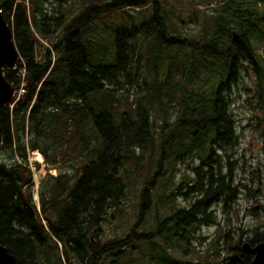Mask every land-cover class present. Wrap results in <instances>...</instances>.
Listing matches in <instances>:
<instances>
[{"label": "trees", "instance_id": "trees-1", "mask_svg": "<svg viewBox=\"0 0 264 264\" xmlns=\"http://www.w3.org/2000/svg\"><path fill=\"white\" fill-rule=\"evenodd\" d=\"M262 1L28 0L26 6L25 0H0L19 53L16 69L3 68V76L15 90L21 84L25 90L11 108L0 106V246L17 264H50L60 253L33 207L27 150L39 151L58 170L42 179L38 193L43 211L55 202L48 218L57 220L58 228L50 229L66 254L75 253L68 264H75L71 259L194 264L186 255L188 237L205 221L199 215L215 225L208 205L234 202L238 195L231 162L225 175L219 165L214 171L206 166L212 167L215 150L238 145L229 97L241 60L255 78L254 94L248 89L247 97L258 104L264 121ZM210 3L213 7L206 8ZM135 14L142 22L136 23ZM104 18L113 26L101 43L87 33ZM255 38L263 56L252 54ZM108 41L114 49L107 56ZM36 46L44 49L39 59ZM39 139L47 146L40 147ZM199 159L202 172L196 169ZM182 166L188 176L176 182ZM262 169L250 182L264 195V139ZM200 172L197 184L193 175ZM183 188L191 194L197 189L185 212L173 208L176 191ZM245 189L254 195L250 186ZM100 204L105 207L101 262L97 246L87 245L84 252L73 239L81 235L78 209L85 210L92 229ZM168 214L173 215L169 225ZM236 233L219 232L208 241L219 253L213 258L224 256L222 250L233 248L234 241L240 247L264 243V222L245 241ZM203 240L195 264H210L202 262L212 257ZM228 257L225 264L252 260L239 248Z\"/></svg>", "mask_w": 264, "mask_h": 264}, {"label": "rangeland", "instance_id": "rangeland-1", "mask_svg": "<svg viewBox=\"0 0 264 264\" xmlns=\"http://www.w3.org/2000/svg\"><path fill=\"white\" fill-rule=\"evenodd\" d=\"M27 1L28 0H25L26 6L28 4ZM72 1L73 0H69V3ZM195 1L204 2V0H195ZM207 1L211 2V0H206V2ZM263 2L264 1H262L261 6L259 7V9H262V12H264ZM198 7L203 8V6H198ZM212 7L213 4L210 3L206 8L210 9ZM251 8L254 10L256 6H253ZM139 17L141 20L142 13H140ZM135 20L136 23L142 22L139 21L137 14H135ZM112 26H113L112 22L108 19L106 20L104 18V20L103 21L101 20L100 22L95 20L93 26L88 31L87 35L90 38L97 39L101 43H105L106 39H104V33L106 30H110ZM109 41L106 44V48H105L107 56L110 54L112 49H114L113 47L114 42L110 43ZM41 43L43 44L42 46L45 45L44 41H41ZM242 47L246 48V44H244ZM253 47L255 48V51L254 50L252 51V54L254 56H257V54L263 56L262 55L263 50L261 49L262 45H259L258 40L256 38L255 41H253ZM35 49H36L35 54L39 59L38 53L42 52L44 49L39 46H36ZM238 60L239 59H237V61ZM246 66H247L246 63L243 60H241L238 67L239 73H238L237 82L236 85L232 86L231 88L232 92L230 91V97H229L230 99L229 108L231 115H233V120L236 124L235 134L238 138L237 140L238 145L236 147V150H228L226 152H222L220 150L214 151L215 152L214 154L220 156L222 175H225L227 173V163L231 162L233 164V169H232V175L234 180L233 184L234 187L237 188L238 195L234 200V202H225V199H219L217 202L216 201L213 203L211 202L208 205V209H207L208 213L212 214L211 219L215 220V225L208 224L206 222V220L209 221L208 215L206 214L199 215L202 219L204 218L205 221L199 224L197 231L193 233L192 236L193 239L192 238L190 239L189 247H188L189 249L186 255V261L194 264L200 261L201 259L202 238L204 239L203 246L204 245L207 246L208 241L216 238L219 232L224 233L227 231H231L233 235L234 232H237L238 234H242L241 240L245 241L250 236L249 231L254 227L260 226L264 222V196L262 195V193L257 194L256 191H258V187H253V185L250 182L252 175L253 176L256 175L257 172L261 173L263 170L262 163H263L264 138L262 133L264 130V121L262 120L263 118H261L262 111L258 109L259 107L258 104L256 105L254 99L250 102L247 97L246 91L248 89L249 90L251 89L254 94L255 78L251 73L250 68L248 69V74L245 72ZM253 105L255 106V109L251 108ZM38 143L40 147L47 146V142L41 139L38 140ZM27 151L29 152L28 160L31 163L30 165L28 162V167L29 169L30 167L33 169V171H31V169L29 170L33 182L32 185L33 188L30 190L32 202L34 203L33 207L36 213H39L40 219L45 223L46 222L45 217H47L48 214L43 213V208L39 204V196L36 194L35 183H37L39 187L40 182L42 181L43 178H45V176L50 175V173L53 172H55L54 176H56L58 170H55L54 169L55 167L54 168L49 167L45 163L44 157L39 151H31V150H27ZM226 155H231L232 157L230 156V158H227ZM234 162L236 164H234ZM57 165L59 166V163ZM208 168L211 171L217 170L215 167L209 166ZM258 175L259 174H257L256 176ZM183 176L185 177L188 176L186 173V166H182V168H180V173L177 176L176 182L178 180H181ZM245 186H250V188L254 189L255 193L252 192V194H254L253 196H249V192L245 189ZM176 193L177 196L174 197L173 208L174 209L176 208V211L180 210L179 207L186 203L185 206L187 205V208L185 210L187 211L190 205L189 203H187V199L191 198L192 194L188 192L187 188L178 190L176 191ZM65 213H63V217L65 216ZM133 219L134 217H132L131 224L135 223ZM152 221H153V217H149L148 224H150V226H153ZM140 225L141 223L139 224V226ZM40 227L44 232L47 229L50 233H52L55 239L49 237L50 239L49 242L51 243V247L56 245L60 250V253L57 256L51 258L50 264H68L67 261H69L70 257L62 249V245L56 242L58 237L54 235L48 224L42 223ZM165 232L167 233V237H169L168 235L170 234V232L167 230H165ZM179 234L184 236L185 232H179ZM59 235L63 237L62 234ZM237 236L238 235H235L234 237L235 240H238V238H236ZM73 239L77 241V238L75 236H73ZM234 242H233V248L229 247L231 251L229 248L226 251L222 250L224 251L223 253L224 256L218 258H213L214 255H218L219 253L215 252V245L211 242L208 245L209 252L207 249V253L211 254L208 256H212V257H206L202 262L204 263L205 261H208L210 264H214V263L225 264L227 260L229 262L230 258L228 256L232 257L234 254V249L236 248L238 249L240 247L239 246L240 243L238 244L237 242L235 243ZM72 255L75 256V253H73ZM71 260H72L71 263L78 264L76 260L75 261H73V259ZM87 262H83L82 264H87Z\"/></svg>", "mask_w": 264, "mask_h": 264}, {"label": "flooded vegetation", "instance_id": "flooded-vegetation-1", "mask_svg": "<svg viewBox=\"0 0 264 264\" xmlns=\"http://www.w3.org/2000/svg\"><path fill=\"white\" fill-rule=\"evenodd\" d=\"M214 153L211 156L212 167L217 168L218 165L221 166V161H220V156H217ZM230 156L231 155H229V156L226 155L227 158H230ZM234 164H236V163L234 162ZM201 167H202V162L199 159V162L197 164L196 169L202 172ZM208 167L206 166V168H208ZM201 172L200 173H194V175H193L195 183H197V184H199V182H200V177L202 176ZM261 179H263V177ZM196 192H197V189L195 188L194 192L192 194L193 199H195L197 197ZM37 195L39 196V204L41 205V199H40V195L38 193V190H37ZM189 201L191 202V198L187 199V203L190 204ZM185 204L179 207L181 211H184V212L186 211L185 209L187 208V205L185 206ZM33 205H34V203H33ZM54 206H55V202L50 201L49 209L46 212L44 210L43 213H47V214L49 213L50 214L49 211H51ZM98 210H99V216L100 215L101 216L97 220L96 227H93L92 229H90V225H89L90 218L86 215L85 210L78 209V211L76 213V221L79 222L81 224V226L77 231L78 232L81 231V235L79 237H77V243L79 244L78 246H80L84 252H85V249L87 248V245L88 246H97L98 247V254H99L98 260L101 262L104 258V241H105V239H104L102 224H103L105 207H102V205L100 204ZM172 219H173V215H169V214L166 215V221L165 222L167 223V225L171 224V222L173 221ZM198 219H199V217L195 214V216H194L195 223H196V220H198ZM45 220H46V222L44 223L40 219V216H39V221L41 224L42 223L48 224V226L51 229L57 230V228H58L57 220L52 219L50 217L48 218V216L45 217ZM197 229H198V227H197ZM195 231H197V230L195 229ZM191 238L192 237H190V236L188 237V244H189ZM39 240H40V238H38V242H39ZM166 241H168V239H166ZM33 243H34V241H33ZM239 250L241 251V247H239ZM15 263H16V259H15Z\"/></svg>", "mask_w": 264, "mask_h": 264}, {"label": "water", "instance_id": "water-1", "mask_svg": "<svg viewBox=\"0 0 264 264\" xmlns=\"http://www.w3.org/2000/svg\"><path fill=\"white\" fill-rule=\"evenodd\" d=\"M19 57L18 50L13 40L12 29L6 24L0 13V106L11 104L14 89L5 80L2 69L13 68ZM242 251L251 255V264H264V243L251 246L248 242L242 244ZM0 264H16L13 256L7 254L6 250L0 247Z\"/></svg>", "mask_w": 264, "mask_h": 264}, {"label": "built area", "instance_id": "built-area-1", "mask_svg": "<svg viewBox=\"0 0 264 264\" xmlns=\"http://www.w3.org/2000/svg\"><path fill=\"white\" fill-rule=\"evenodd\" d=\"M24 92H25V90H24V88L23 87H20L18 90H17V92H16V96H15V102L20 98V96L22 95V94H24Z\"/></svg>", "mask_w": 264, "mask_h": 264}, {"label": "bare ground", "instance_id": "bare-ground-1", "mask_svg": "<svg viewBox=\"0 0 264 264\" xmlns=\"http://www.w3.org/2000/svg\"><path fill=\"white\" fill-rule=\"evenodd\" d=\"M17 2H20V1H17ZM25 4H26V3H25ZM29 14H30V13H29ZM177 211H178V210H177ZM46 230H47V229H46ZM47 231H48V230H47ZM49 235H50V233H49ZM50 236H51V235H50ZM57 243H58V242H57ZM59 244H60V243H59ZM0 247H1V246H0ZM2 248H3V247H2ZM3 249H5V248H3ZM5 250H6V249H5ZM6 252H7V250H6ZM7 254H9V253L7 252ZM9 255H10V254H9ZM10 256H12V255H10ZM68 256L71 258L72 255L68 253Z\"/></svg>", "mask_w": 264, "mask_h": 264}]
</instances>
